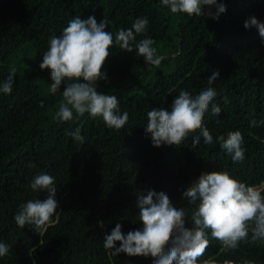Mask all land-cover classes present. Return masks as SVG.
Returning a JSON list of instances; mask_svg holds the SVG:
<instances>
[{
	"label": "trees",
	"instance_id": "trees-1",
	"mask_svg": "<svg viewBox=\"0 0 264 264\" xmlns=\"http://www.w3.org/2000/svg\"><path fill=\"white\" fill-rule=\"evenodd\" d=\"M217 2L227 11L213 20L172 14L160 0H0V84L11 68L17 69L11 94L0 93V242L10 247L0 264H153L150 256H114L103 246L117 224L125 235L143 229L136 206L140 193L152 189L167 194L174 207L185 209V227L191 229L195 206L183 192L201 173L228 171L232 178L264 190V125L250 126L253 119L264 120V38L256 28L244 27L249 17L264 22V0ZM77 16L106 19V30L113 34L146 17L147 32L137 42L146 35L166 57L152 66L135 49H110L102 68L107 79L97 82V91L115 95L121 114L129 113L120 130L87 113L74 112L69 121L55 116L65 85L52 94L50 71L41 70L40 64L49 38L59 36ZM216 70L219 77L208 85ZM208 87L215 88L213 103L221 113L213 115L210 105L203 125L214 141L240 131L246 149L242 163H233L218 143L205 145L202 136L193 147L200 130L178 146L159 148L146 135L149 111L170 108L181 90L195 97ZM76 129L82 141L70 135ZM41 172L55 177L60 208L39 229L20 228L14 220L20 206L48 196L30 188ZM209 240L200 264L205 259L264 264L260 242H242L229 250L210 232Z\"/></svg>",
	"mask_w": 264,
	"mask_h": 264
},
{
	"label": "clouds",
	"instance_id": "clouds-1",
	"mask_svg": "<svg viewBox=\"0 0 264 264\" xmlns=\"http://www.w3.org/2000/svg\"><path fill=\"white\" fill-rule=\"evenodd\" d=\"M161 5L172 14H185L189 17L207 16L218 20L227 11L224 3L217 0H160ZM215 8V12L212 8ZM207 9V11H205ZM149 21L146 17L137 18L127 30L121 28L113 34L107 31L109 21H97L95 16L71 19L62 33L49 38L48 50L40 64L41 70L50 71V92H62L63 100L55 116L60 121H69L74 112L80 116L89 114L92 118L100 117L107 127L120 130L129 121V113L122 114L119 100L115 95L97 91V82L106 80L102 68L111 54L110 49L119 45L122 50L144 58L148 65L159 66L166 58L158 54L155 41L145 35L137 42V36L146 34ZM245 29L256 28L264 38V22L256 17H249L244 22ZM17 69L11 68L7 79L0 84V93L10 95L13 91ZM218 70L213 71L208 79L211 85L219 77ZM83 81V82H81ZM217 96L215 88L208 87L193 97L187 90H181L170 108H153L147 113L146 135H150L152 145L178 146L189 134L200 130V135L192 140L193 147L200 143L201 136L205 145L218 143L232 159L233 163H242L246 149L244 137L240 131H229L227 138L219 135L213 139L210 131L204 127L203 119L211 105V112L219 116L221 108L213 103ZM225 103L227 98L225 97ZM43 106V105H41ZM264 125V120H251V127ZM73 140L82 141L80 129L70 133ZM29 167L34 168V164ZM55 177L41 172L30 182L34 192L46 191L48 196L43 201L29 200L20 206L14 216L15 223L24 228L34 225L36 229L51 222V218L60 208L55 195L57 191ZM264 190L249 186L232 178L228 171L201 173L200 176L183 192V198L194 210L191 215L193 227H185L186 211L177 209L164 192L157 193L149 189L137 196L139 221L143 229L122 232L117 224L110 234L104 237V248L112 255L124 253L130 257H152L153 264H200L210 246L209 232L212 238L229 250H235L240 243L260 242L264 244ZM103 226V222H99ZM34 229V230H36ZM120 246L117 248L116 244ZM9 245L0 242V257L8 255ZM33 264L36 261L33 260ZM202 264H217L215 260L205 259ZM224 264H234L225 260ZM244 264H255L246 260Z\"/></svg>",
	"mask_w": 264,
	"mask_h": 264
}]
</instances>
